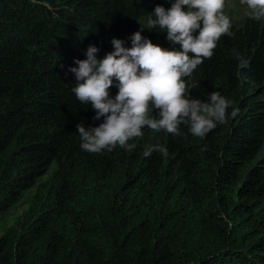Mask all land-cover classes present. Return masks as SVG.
I'll use <instances>...</instances> for the list:
<instances>
[{
    "label": "trees",
    "instance_id": "trees-1",
    "mask_svg": "<svg viewBox=\"0 0 264 264\" xmlns=\"http://www.w3.org/2000/svg\"><path fill=\"white\" fill-rule=\"evenodd\" d=\"M173 3L0 0V222L23 205L0 226V264H264V18L241 1L225 12L233 35L184 78L192 98L233 101L235 118L204 137L182 123L176 136L143 128L131 150L81 148L77 124L104 118L69 69L136 32L179 49L149 25ZM157 144L166 155L143 156Z\"/></svg>",
    "mask_w": 264,
    "mask_h": 264
},
{
    "label": "clouds",
    "instance_id": "clouds-1",
    "mask_svg": "<svg viewBox=\"0 0 264 264\" xmlns=\"http://www.w3.org/2000/svg\"><path fill=\"white\" fill-rule=\"evenodd\" d=\"M241 3L247 6L251 18H264V0ZM224 8L225 0H175L169 9L156 6V19H150L149 25L166 29L167 39L180 45L179 49L163 48L140 32L132 35L131 47L113 38L114 50L102 59L97 57L99 48L90 46L87 59H77L78 67L69 69L76 76L72 91L81 103L91 104L96 113L94 120L103 117L104 121L90 128H85L83 122L77 124L81 148L92 153L112 151L117 145L131 150L135 145L129 141L142 137L143 128L176 136L182 123L189 126L193 135L204 137L218 124L235 118L239 109L233 101L218 91L207 94V101L192 98L184 79L205 58H211L222 35H233ZM232 51L240 67H247L248 61L238 50ZM114 81L118 93L112 97L109 89ZM154 109L159 110L158 114H154ZM153 151L167 154L166 148L157 144L148 146L143 156L148 157Z\"/></svg>",
    "mask_w": 264,
    "mask_h": 264
},
{
    "label": "rangeland",
    "instance_id": "rangeland-1",
    "mask_svg": "<svg viewBox=\"0 0 264 264\" xmlns=\"http://www.w3.org/2000/svg\"><path fill=\"white\" fill-rule=\"evenodd\" d=\"M240 1H241V0H225V8H224V12H226L227 8L229 7V5H230L231 3H233V4H238V2H240ZM22 206H23V205H20V206L18 207L17 210L13 211V213H12L11 215H8V217H7V219H6L5 221H4V220L1 221V222H0V226L11 223V221L13 220V217L16 216L17 211L19 212V210L21 209Z\"/></svg>",
    "mask_w": 264,
    "mask_h": 264
}]
</instances>
